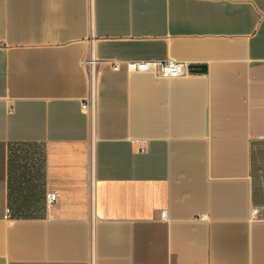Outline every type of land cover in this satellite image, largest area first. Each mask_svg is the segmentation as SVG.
Here are the masks:
<instances>
[{
    "label": "crops",
    "instance_id": "crops-1",
    "mask_svg": "<svg viewBox=\"0 0 264 264\" xmlns=\"http://www.w3.org/2000/svg\"><path fill=\"white\" fill-rule=\"evenodd\" d=\"M0 264H264V0H0Z\"/></svg>",
    "mask_w": 264,
    "mask_h": 264
},
{
    "label": "built area",
    "instance_id": "built-area-1",
    "mask_svg": "<svg viewBox=\"0 0 264 264\" xmlns=\"http://www.w3.org/2000/svg\"><path fill=\"white\" fill-rule=\"evenodd\" d=\"M113 69L118 70L120 68L121 62L112 61ZM125 65L127 70L130 72L136 71H147L157 73L159 76L163 78H178V77H187L190 76L194 70L189 63L175 61V60H167V61H126ZM93 67V65H92ZM95 68L91 69L90 76V86L92 89L95 88ZM83 110L91 116V118L95 115L96 108V99L95 93L85 100L82 104ZM58 195L55 192L47 193L46 200L49 205L55 203L57 201ZM10 212V210H8ZM253 218L258 217V209H254L252 211ZM162 217H166V212L161 213Z\"/></svg>",
    "mask_w": 264,
    "mask_h": 264
},
{
    "label": "water",
    "instance_id": "water-1",
    "mask_svg": "<svg viewBox=\"0 0 264 264\" xmlns=\"http://www.w3.org/2000/svg\"><path fill=\"white\" fill-rule=\"evenodd\" d=\"M192 68H193L194 71H195V69H199L200 71H205V66H203V65H199V66L196 65V66H193Z\"/></svg>",
    "mask_w": 264,
    "mask_h": 264
}]
</instances>
